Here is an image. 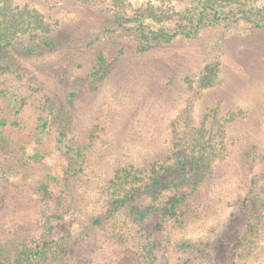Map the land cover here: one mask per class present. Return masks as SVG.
I'll return each mask as SVG.
<instances>
[{
    "label": "rangeland",
    "instance_id": "374dc122",
    "mask_svg": "<svg viewBox=\"0 0 264 264\" xmlns=\"http://www.w3.org/2000/svg\"><path fill=\"white\" fill-rule=\"evenodd\" d=\"M38 1L55 45L0 61V240L65 264H264V28L157 43L156 21Z\"/></svg>",
    "mask_w": 264,
    "mask_h": 264
},
{
    "label": "trees",
    "instance_id": "16d2710c",
    "mask_svg": "<svg viewBox=\"0 0 264 264\" xmlns=\"http://www.w3.org/2000/svg\"><path fill=\"white\" fill-rule=\"evenodd\" d=\"M40 2L35 0V2ZM64 5L66 2L97 8L100 12H109L119 27L125 23L139 21L140 27L149 30L156 21L159 28L152 33L157 43L171 42L177 37H193L198 35L206 25L216 26L224 21L234 25L241 22H253L256 29L264 28V0H55ZM178 1L187 5L177 6ZM47 0H44L46 3ZM129 2V4H127ZM130 7V8H128ZM257 15L253 20L251 17ZM52 30L46 23L41 6L32 5L30 0H0V61L5 58L9 62L11 51L24 52L27 55H41L44 50L55 45ZM142 48L152 46V39L145 38ZM11 62V61H10ZM10 62L8 65H10ZM0 66V71H8ZM6 121L0 122V136ZM1 141V139H0ZM3 142V141H2ZM7 145L1 148L8 152ZM4 153V154H5ZM130 173L126 178L131 177ZM119 173L112 180L115 189L114 202L109 214L113 215L127 202L128 194L123 186ZM259 198L254 195L247 205V211L253 218L260 219ZM172 208H166L170 212ZM145 217V214H142ZM233 241H230L232 244ZM241 242L236 243L238 248ZM65 258L57 253L44 250L41 242L24 239L18 242L0 240V264H65Z\"/></svg>",
    "mask_w": 264,
    "mask_h": 264
}]
</instances>
